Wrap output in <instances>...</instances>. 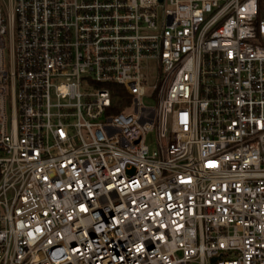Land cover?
<instances>
[{
	"label": "built area",
	"instance_id": "1",
	"mask_svg": "<svg viewBox=\"0 0 264 264\" xmlns=\"http://www.w3.org/2000/svg\"><path fill=\"white\" fill-rule=\"evenodd\" d=\"M0 264H264V0H0Z\"/></svg>",
	"mask_w": 264,
	"mask_h": 264
},
{
	"label": "rangeland",
	"instance_id": "2",
	"mask_svg": "<svg viewBox=\"0 0 264 264\" xmlns=\"http://www.w3.org/2000/svg\"><path fill=\"white\" fill-rule=\"evenodd\" d=\"M143 102H145V103H147L149 105L152 104V102L147 100V99H144ZM146 143L149 145L150 150L153 151L154 148H155V135L153 133H150L149 135H147Z\"/></svg>",
	"mask_w": 264,
	"mask_h": 264
},
{
	"label": "trees",
	"instance_id": "3",
	"mask_svg": "<svg viewBox=\"0 0 264 264\" xmlns=\"http://www.w3.org/2000/svg\"><path fill=\"white\" fill-rule=\"evenodd\" d=\"M116 92H117V96L119 97V98H123V100L124 99H127V96H126V94H125V91H124V89L123 88H121V87H116ZM116 99V98H115ZM122 109V107H119V108H117V109H115L114 110V112H118V111H120Z\"/></svg>",
	"mask_w": 264,
	"mask_h": 264
}]
</instances>
